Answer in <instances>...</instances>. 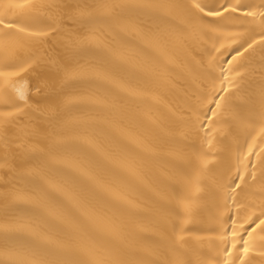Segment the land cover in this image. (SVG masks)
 I'll list each match as a JSON object with an SVG mask.
<instances>
[{
	"label": "bare ground",
	"instance_id": "obj_1",
	"mask_svg": "<svg viewBox=\"0 0 264 264\" xmlns=\"http://www.w3.org/2000/svg\"><path fill=\"white\" fill-rule=\"evenodd\" d=\"M142 2L0 0V260L264 264V0Z\"/></svg>",
	"mask_w": 264,
	"mask_h": 264
},
{
	"label": "snow or ice",
	"instance_id": "obj_2",
	"mask_svg": "<svg viewBox=\"0 0 264 264\" xmlns=\"http://www.w3.org/2000/svg\"><path fill=\"white\" fill-rule=\"evenodd\" d=\"M112 7H119L121 10H130V9L147 10V11L151 12L153 15H157V16H160V15L163 14L159 5L150 2V0H144V2L136 3V4L106 6V12H105L104 16H102V17H94V16H91V15H88L86 17V22L91 25V24L96 23L97 20H99V19L110 20L112 18V15H113ZM193 7L198 9L201 13H203L205 11L204 7H202L199 3H194ZM261 7H264V5H262ZM236 10L237 9L235 7L231 8L232 12H235ZM223 11L227 12V11H229V8H224ZM222 14H223V12H221V11H209L207 13V15H210V16H221ZM246 15L255 16L256 13L248 12V13H246ZM260 15L264 16V13H260ZM52 23H54V21H52ZM0 26H3L8 31H12L13 30V24L12 23L6 24L5 23V17H3V16H0ZM53 34H54V32H53ZM44 35H47V34L45 33ZM87 39L89 41H92L94 39V37L90 36ZM256 43H257L256 41H253L252 44L248 45V48L249 49L253 48V45L256 44ZM260 43L262 45H264V37H262ZM245 51H247V49H245ZM262 51H264V49H262ZM4 67H6V68L7 67H11V65L6 64ZM24 70L25 69H23V68L21 69V71H24ZM260 71L262 73H264V56L261 57ZM4 74L5 73L2 70H0V76H3ZM98 78H106V77L98 76ZM15 91H16V95H17L18 101L27 104L25 91L23 89H21V88H16ZM262 93H264V89H262ZM18 111H20V109H18ZM213 115H215V113ZM208 163H209V161H207V160L203 161V165L205 167H207ZM240 179L243 180L244 178L240 177ZM236 187L239 188V187H241V185L238 184V185H236ZM184 207H185V210L187 212H189V213L191 212L192 206L190 204L185 203ZM261 215H264V213H261ZM257 219H259V217H257ZM251 223L255 224L256 221L252 220ZM258 226L259 227H264V219H259V225ZM253 231H255V229H253ZM249 235H251V233H249ZM233 237L235 238V233H233ZM242 245H243L242 246V251H243L244 255L240 257V260H241V264H246V261L244 260V256H247L249 254V252H250V249H249V246H248V241L247 240H243L242 241ZM235 246L236 245L234 244L233 247H235ZM19 247L20 248H24L26 250H31V249H27V246H24V245H21ZM65 251H66L65 257L62 260H60L58 262V264H85L84 261L75 258V256L72 255L70 249H67ZM228 251H229V254H230V250H228ZM0 264H28V262H26L24 260H21V259H18V258H14L12 256H9L7 259L0 260ZM145 264H161V262L157 261V260H152V261H149V262H145Z\"/></svg>",
	"mask_w": 264,
	"mask_h": 264
}]
</instances>
